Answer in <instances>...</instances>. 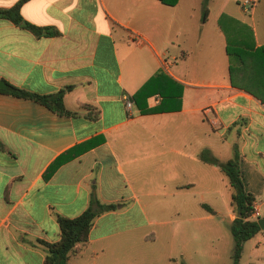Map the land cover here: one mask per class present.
I'll use <instances>...</instances> for the list:
<instances>
[{
	"label": "crops",
	"instance_id": "obj_1",
	"mask_svg": "<svg viewBox=\"0 0 264 264\" xmlns=\"http://www.w3.org/2000/svg\"><path fill=\"white\" fill-rule=\"evenodd\" d=\"M209 1L202 18L200 0H25L22 16L55 35L0 16V79L39 93L70 85L63 102L76 111L0 90V264H44L41 240L59 239L57 215L80 214L92 190L115 206L66 264L213 255L220 222L236 213L226 175L202 151L238 152L264 218V107L232 80L227 51L264 44L254 22L264 0ZM244 254L264 264V227Z\"/></svg>",
	"mask_w": 264,
	"mask_h": 264
},
{
	"label": "trees",
	"instance_id": "obj_2",
	"mask_svg": "<svg viewBox=\"0 0 264 264\" xmlns=\"http://www.w3.org/2000/svg\"><path fill=\"white\" fill-rule=\"evenodd\" d=\"M24 1L17 0L8 7H0V16L9 19L22 28H26L35 35H55L59 33L58 29L54 26L38 25L26 20L20 12V6ZM163 1L173 3L176 0ZM202 6V18H205L208 13L207 0H203ZM244 36H246L245 32ZM227 51L230 55H234V64H230L232 80L264 101V44L254 46L250 43L247 46H240L234 49L227 47ZM69 87L70 85H66L53 92L39 93L9 83L8 88L0 87V90L11 92L18 96L33 98L44 103L57 113L74 115L76 111L68 109L63 102L64 92ZM82 104L86 105L88 103ZM87 115L96 117L98 111L94 110ZM0 147H3L1 141ZM205 153L206 151L201 152L200 155L202 158L217 164L220 170L226 175L231 186L230 204L236 213L235 217L228 223V228L233 238L231 264H240L244 241L260 230V225L257 221L259 217H252L251 215L254 196L244 187L239 168L238 152L236 150L233 156L226 160H219L214 156L206 157ZM114 206L113 203L101 202L92 190L89 204L80 214L73 217L58 214L57 221L60 228L59 239L55 241L41 240L46 250L44 264H66L69 254L77 251L80 245L88 240V233L95 216L100 212L114 208ZM204 206L210 209L209 205L204 204ZM182 264L187 263L182 260Z\"/></svg>",
	"mask_w": 264,
	"mask_h": 264
},
{
	"label": "rangeland",
	"instance_id": "obj_3",
	"mask_svg": "<svg viewBox=\"0 0 264 264\" xmlns=\"http://www.w3.org/2000/svg\"><path fill=\"white\" fill-rule=\"evenodd\" d=\"M235 3V0H230ZM201 3H203V0H200ZM208 2L210 3L209 0H207V5ZM197 4V3H196ZM261 11H258V14L256 15V20H254L257 30L259 33H262L264 31V6L260 8ZM247 15V20L250 22V18L248 17V12L246 13ZM251 26L245 28V33L247 34V31H249L248 34L253 33V29H250ZM252 37V36H251ZM221 213L218 214V217H221ZM220 226L223 227V229L226 231L228 239L223 232V229L220 228L219 230V237L216 241V246L214 247L213 255H207V254H202V255H189L188 257L185 258H180L177 262H167V261H157L156 264H182V260L185 261L187 264H231V253H232V247H233V238L232 234L227 227V223L225 220H222L220 222ZM248 256L244 254V256L240 260V264H245L247 261ZM149 259H147V255L145 256H140L138 260V264H148Z\"/></svg>",
	"mask_w": 264,
	"mask_h": 264
},
{
	"label": "built area",
	"instance_id": "obj_4",
	"mask_svg": "<svg viewBox=\"0 0 264 264\" xmlns=\"http://www.w3.org/2000/svg\"><path fill=\"white\" fill-rule=\"evenodd\" d=\"M254 2H255V0H241L242 5L244 7H246V8L249 7V6H252L254 4ZM131 103H132L131 100L128 97H126V106H127V108L131 107ZM262 105L264 107V101H262ZM251 214H253L255 216L259 214V212H258V210L256 208V205H254V204H252Z\"/></svg>",
	"mask_w": 264,
	"mask_h": 264
},
{
	"label": "water",
	"instance_id": "obj_5",
	"mask_svg": "<svg viewBox=\"0 0 264 264\" xmlns=\"http://www.w3.org/2000/svg\"><path fill=\"white\" fill-rule=\"evenodd\" d=\"M0 87L1 88H7L8 87V83H6L3 79H0ZM238 215H240V213H238ZM260 227H264V218L260 217L257 219Z\"/></svg>",
	"mask_w": 264,
	"mask_h": 264
}]
</instances>
